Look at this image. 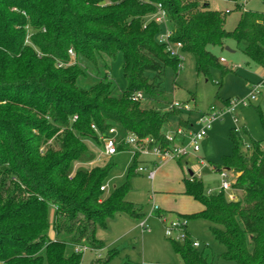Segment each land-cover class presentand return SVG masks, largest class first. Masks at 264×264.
Instances as JSON below:
<instances>
[{"label":"trees","instance_id":"obj_1","mask_svg":"<svg viewBox=\"0 0 264 264\" xmlns=\"http://www.w3.org/2000/svg\"><path fill=\"white\" fill-rule=\"evenodd\" d=\"M159 5L172 40L194 57L198 74L230 70L209 50L228 40L264 69V13L238 9L241 16L229 31L228 13L212 11L202 0H0V264H80L83 253L68 256L67 245L101 251L98 229L120 214L145 217L126 200L133 174L141 175L138 155L125 184L110 194L101 188L114 163L91 170L83 165L97 158L87 141L101 147L99 135L112 127L152 139L151 147L171 148L166 134L191 125L181 119L172 129V119L184 112L169 111V103L158 100L168 70L179 72V59L158 42L164 28L152 16ZM119 54L127 87L117 96L109 73ZM89 69L99 80L87 86ZM138 93L155 105L144 108L134 100ZM229 139L232 153L215 168L236 174L238 200L229 201L225 192L208 195L194 175L185 181L186 194L204 209L177 218L208 221L225 247L221 258L264 264V140L245 144L234 128ZM129 151L118 146L119 153ZM154 215L165 216L159 210ZM171 242L183 264H209L190 234ZM118 253L110 250L94 264H109Z\"/></svg>","mask_w":264,"mask_h":264},{"label":"rangeland","instance_id":"obj_2","mask_svg":"<svg viewBox=\"0 0 264 264\" xmlns=\"http://www.w3.org/2000/svg\"><path fill=\"white\" fill-rule=\"evenodd\" d=\"M202 3L209 5L212 11L228 13L226 29L229 31L235 28V23L241 16L240 11L244 12L242 5L246 12L264 13V0H202ZM238 9L240 11H237ZM209 50L218 58H223L226 61L222 63L223 67L230 70L224 72L222 67H212L210 77H205L197 73L194 57L186 54L184 68L178 74L168 70L163 77V93L158 100L166 103L174 99L182 103L189 102L196 105L198 110L206 112L213 107L216 110H226L225 100H244L250 97L253 85H257L264 77L263 68L252 63L232 40H228L223 48L210 47ZM234 66L236 69L233 70ZM123 72L124 56L119 54L113 61L109 73L110 79L116 84L117 96L127 87ZM104 74L105 70L101 69L100 78ZM98 80L95 73L89 69L86 85L90 86ZM142 102L144 108L155 105V101L149 99ZM234 115L239 120L238 126L242 129L243 143L249 144L250 138L256 141L264 140V90L248 107L238 106ZM186 116L188 114L182 113L178 117ZM189 118L193 131L197 132L198 115L192 113L189 114ZM176 119L177 117L172 121ZM235 127L231 115H226L221 121L213 123L212 129L200 142V152L197 155L190 154L180 163L178 160L159 163L153 181L134 173L126 200L142 208L145 217L140 220L120 214L110 220L107 228L98 229L96 235L97 239L105 243V248L101 251H85L80 264H94L99 256L105 259L108 252L113 249L118 250L119 253L109 264H123L128 260L138 264H183L180 256L174 251L171 240L165 236L161 219L154 215L153 210L155 206L158 207L159 212L170 219H176L179 215H194L203 210L200 202L186 194L185 181L190 179L192 172L202 180L206 190H213V194L219 192L221 177L215 165L221 166L223 157L231 155L232 143L229 135L231 129ZM244 129L248 131V135L244 133ZM87 143L96 152L97 158L94 162L83 165L84 167L91 170L114 163L111 175L106 181L105 193L110 194L116 188L123 186L127 181L129 169L134 165L132 154L118 153L109 159L101 154V147H96L90 141ZM154 160L156 159L153 156H140L139 166H150ZM78 167L80 165L77 164L76 168ZM141 222H146L151 230L150 233L142 232ZM211 227L208 221L202 219L189 221L192 240L200 243L199 250L205 252L209 264H235L221 258L225 247L214 238ZM75 252L74 246L67 245L68 256Z\"/></svg>","mask_w":264,"mask_h":264},{"label":"built area","instance_id":"obj_3","mask_svg":"<svg viewBox=\"0 0 264 264\" xmlns=\"http://www.w3.org/2000/svg\"><path fill=\"white\" fill-rule=\"evenodd\" d=\"M241 8L244 12H246L244 5H242ZM152 20H154L159 26H163L164 30L159 35L158 42L165 46L166 52L170 57H177L179 59L178 69L179 71L182 70L185 63V54L183 52L184 45L181 42H174L172 40L173 30L169 26L167 14L161 5L157 7V12L152 16ZM69 54L71 57H75L73 50H70ZM220 61L221 63L226 62L223 58H221ZM62 66L63 65H60V67ZM234 69H236L235 66L233 67V70ZM262 90H264V77L257 85H253L250 97L244 100H231L229 105H227L226 110H216V108L213 107L210 110L203 112L198 110L196 105H192L189 102L182 103L174 99L169 103L167 110H179L188 114H197L198 119L196 121V125L199 128L197 132L193 131L192 124L189 126V128L178 127L176 130L168 132L165 137L166 141L172 144V147L160 148L159 146L151 147L150 145L154 141L150 138L140 139L134 134L122 135L117 127H112L105 134L99 135V139L102 143L100 148L101 154L110 159L119 153L118 146L124 144L129 146V152L132 154L133 158L136 155L139 157L153 156L156 160H154L150 166H140L137 170L139 174L144 175L148 180L153 181L156 177V171L159 163L166 162L168 160H184L190 154H198L200 152L199 144L206 137L207 132L212 129L213 123L221 121L224 116H233L234 123L236 125L234 128L235 132L241 133L242 129L238 126L239 120L234 115L236 109L238 106L248 107L251 105V102L256 99V96L259 95ZM134 100L143 101L145 98L143 94L138 93L134 97ZM74 120H77V117H75ZM93 128L95 129V127ZM246 147H248V145H246ZM219 175L221 177L219 192H225L229 201H237L238 196L233 189V184L237 179L236 174L228 169L223 168L219 170ZM101 190L105 191L106 186L102 187ZM213 193V190H207L208 195ZM157 210H159V208L155 206L153 211ZM160 219L164 225L165 236L168 239L181 242H184L187 239L188 235L190 234L188 229V220L176 218L174 220L167 221L164 216L160 217ZM140 228L142 229V232H151L146 222H141ZM192 243L193 247H200V243L198 241L192 240ZM74 247L77 253H84L87 250H91L87 246Z\"/></svg>","mask_w":264,"mask_h":264},{"label":"crops","instance_id":"obj_4","mask_svg":"<svg viewBox=\"0 0 264 264\" xmlns=\"http://www.w3.org/2000/svg\"><path fill=\"white\" fill-rule=\"evenodd\" d=\"M235 24H237V23H235ZM263 73H264V69H263ZM187 114V113H186ZM185 120V121H191V119L189 118V114H188V116H186V117H184V118H179V117H177V119L175 120V121H172V123H171V125H172V129H176L178 126H179V120ZM122 153H125V152H122ZM197 155V154H196ZM216 170V169H215ZM218 173H219V170H216ZM194 174V173H193ZM144 176V175H143ZM156 178V177H155ZM203 209H204V207H203ZM165 218L167 219V221H171V220H174V219H170L168 216L166 217L165 216ZM162 225H163V223H162ZM164 226V225H163ZM189 229V228H188ZM190 233V232H189Z\"/></svg>","mask_w":264,"mask_h":264},{"label":"water","instance_id":"obj_5","mask_svg":"<svg viewBox=\"0 0 264 264\" xmlns=\"http://www.w3.org/2000/svg\"><path fill=\"white\" fill-rule=\"evenodd\" d=\"M190 175H191V177L194 176V174L192 172H190Z\"/></svg>","mask_w":264,"mask_h":264}]
</instances>
